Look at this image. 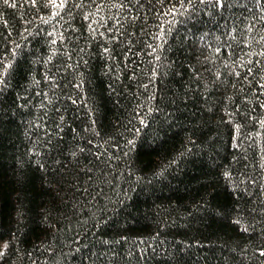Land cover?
<instances>
[{
    "label": "trees",
    "instance_id": "16d2710c",
    "mask_svg": "<svg viewBox=\"0 0 264 264\" xmlns=\"http://www.w3.org/2000/svg\"><path fill=\"white\" fill-rule=\"evenodd\" d=\"M177 2L0 3V264H264V0Z\"/></svg>",
    "mask_w": 264,
    "mask_h": 264
},
{
    "label": "snow or ice",
    "instance_id": "6c2138e0",
    "mask_svg": "<svg viewBox=\"0 0 264 264\" xmlns=\"http://www.w3.org/2000/svg\"><path fill=\"white\" fill-rule=\"evenodd\" d=\"M9 2L10 0H0V3H3L4 5H8ZM36 2L37 0H31L32 4H36ZM43 2L49 6L56 4L58 5L59 8H64L68 0H43ZM11 3H12V6H15V0H11ZM226 3H227V0H178L176 4L171 6L170 11L172 13H179L180 15L184 17V19H188L190 17H194L197 11H207L209 9L223 8L226 5ZM53 14H56V8H53ZM170 19H173V18L170 17ZM176 19H178V17ZM173 22H176V20L174 19ZM4 23H7V21H4ZM8 31L11 32L12 30L8 29ZM52 31H55V30L53 29ZM109 31H111V29H109ZM93 35H95V33H93ZM101 35H103V33H101ZM61 39H63L62 36H61ZM49 43H54V41H49ZM18 49H19V45H13L11 47V54L13 58H15V56L17 55ZM56 51H57L56 48H51L48 57L43 62L47 63L48 60H51L52 59L51 54ZM104 51L107 52L108 49H104ZM216 51H219V49H216ZM262 51H264V49H262ZM8 55L9 54L7 52L0 55V64H2V67H0V88L5 87L7 85V76L10 74V69L12 68V64H13V61L7 58ZM153 75H155V72H153ZM217 75H219V73H217ZM45 78L46 79L50 78L47 75V73H45ZM262 107H264V105H262ZM137 111H139V109H137ZM148 111L151 112L152 109L149 108ZM137 119L140 124H146L148 122L143 117H137ZM237 127H239V125H237ZM134 131L138 132L139 129L138 128L134 129ZM129 143H131V141H129ZM233 143H235V140H233ZM238 146L239 145H237V147ZM172 163H175V160H173ZM162 172H163V169H160L157 173H155V175H160L162 174ZM223 175L225 177H230L232 173L225 170L223 172ZM229 183L231 184V180H229ZM232 187L235 188L236 186L232 184ZM193 207L195 208L196 206L194 205ZM235 209L237 210V212H239L240 205L239 204L235 205ZM19 214L20 213H18V215ZM221 215H223V213H221ZM242 218H243L242 213H239V215H233L232 217L234 223L240 224L241 227H247L246 225L242 224L241 222ZM253 223H255V221H253ZM7 246H8V241H4L3 245H0V254L5 252ZM259 251L264 252V248L259 249Z\"/></svg>",
    "mask_w": 264,
    "mask_h": 264
}]
</instances>
